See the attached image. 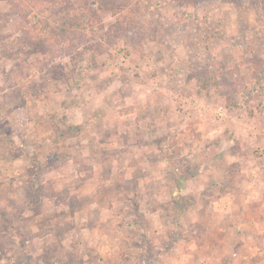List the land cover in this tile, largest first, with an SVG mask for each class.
<instances>
[{"label": "rangeland", "instance_id": "rangeland-1", "mask_svg": "<svg viewBox=\"0 0 264 264\" xmlns=\"http://www.w3.org/2000/svg\"><path fill=\"white\" fill-rule=\"evenodd\" d=\"M236 153L264 178V0H0V264H180Z\"/></svg>", "mask_w": 264, "mask_h": 264}, {"label": "crops", "instance_id": "crops-1", "mask_svg": "<svg viewBox=\"0 0 264 264\" xmlns=\"http://www.w3.org/2000/svg\"><path fill=\"white\" fill-rule=\"evenodd\" d=\"M234 158H245L241 170L250 177L244 186L246 193L241 199L230 192L209 200L212 214L205 216L203 234L208 241H201L199 235H188L192 240L182 245L180 264H264V198L255 194L259 185L264 186V178L258 177L262 169L251 157L249 160L236 153ZM213 183L208 186L217 188Z\"/></svg>", "mask_w": 264, "mask_h": 264}]
</instances>
